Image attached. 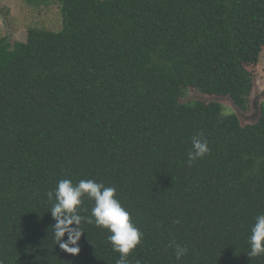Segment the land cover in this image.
<instances>
[{"label":"trees","instance_id":"1","mask_svg":"<svg viewBox=\"0 0 264 264\" xmlns=\"http://www.w3.org/2000/svg\"><path fill=\"white\" fill-rule=\"evenodd\" d=\"M59 3L58 32L0 39V262L116 264L94 223L78 254L54 237L47 192L92 179L144 234L129 264H264L247 255L264 213V107L241 126L219 103L180 102L191 88L248 109L264 0ZM197 131L210 152L189 165ZM93 206L84 197L80 214Z\"/></svg>","mask_w":264,"mask_h":264},{"label":"clouds","instance_id":"2","mask_svg":"<svg viewBox=\"0 0 264 264\" xmlns=\"http://www.w3.org/2000/svg\"><path fill=\"white\" fill-rule=\"evenodd\" d=\"M209 152V144L203 132L197 131L192 136L188 149L189 165ZM47 197L52 202L50 212L56 221L52 226L54 237L61 249L73 255L78 254L80 251L78 241L84 233L81 228L82 222L94 223L97 227L109 231L107 239L113 250L120 254L116 264H129L128 256L140 244L144 234L132 222L130 212L116 198L114 187L105 186L92 179H81L76 184L69 179H62L53 190L47 192ZM84 197L94 201L90 216L80 214ZM250 231L248 238L250 250L247 255L249 257L264 255V213L255 217ZM65 234L66 241L63 240ZM187 251L186 247L174 244V255L177 260L185 256Z\"/></svg>","mask_w":264,"mask_h":264},{"label":"rangeland","instance_id":"3","mask_svg":"<svg viewBox=\"0 0 264 264\" xmlns=\"http://www.w3.org/2000/svg\"><path fill=\"white\" fill-rule=\"evenodd\" d=\"M59 0H0V39L7 38L10 44L25 42L31 29L58 32L61 29ZM252 90L248 109L240 111L228 97L205 96L189 88L181 103L200 101L216 102L223 107V115L234 114L241 126L254 124L264 107V52L256 66L250 67Z\"/></svg>","mask_w":264,"mask_h":264}]
</instances>
